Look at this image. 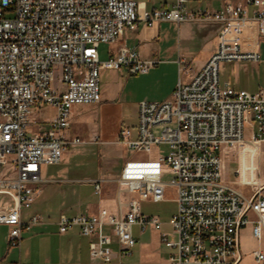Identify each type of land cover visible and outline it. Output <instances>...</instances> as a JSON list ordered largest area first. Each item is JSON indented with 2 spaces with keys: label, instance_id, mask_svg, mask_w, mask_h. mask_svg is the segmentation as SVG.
<instances>
[{
  "label": "built area",
  "instance_id": "built-area-1",
  "mask_svg": "<svg viewBox=\"0 0 264 264\" xmlns=\"http://www.w3.org/2000/svg\"><path fill=\"white\" fill-rule=\"evenodd\" d=\"M140 21L147 27L194 22L222 28L202 70L184 82L183 69L168 100L142 101L136 127L121 130L117 143L133 155L120 180L134 196L125 212L61 213L59 233L77 229L91 238V259L111 263L115 243L121 258L131 254L133 227L142 233L148 227L161 229L160 219L145 214L142 204L164 202L173 189L177 210L169 223L176 240L161 235L171 250L169 264H239L240 231L253 225V236L264 239V194L246 198L225 184L220 154L242 145L248 127L251 140L264 143V93L232 88L221 81L220 69L260 60L257 51L243 49L241 39L253 28L264 38V0L227 3L215 12H191L188 0H175L169 8L143 13L133 0H0V226L9 229V248H19L23 233L43 222L40 215L27 222L24 216L44 186L54 182L44 176V167L61 164L75 146L100 143L98 137L87 143L67 132L75 106L101 102L102 71L126 68L130 74H146L155 64L126 46L100 60L102 44L118 43ZM45 107L54 108L55 115L46 129H33L40 123L33 115ZM163 145L168 154L154 155V147ZM166 175L169 182L163 180ZM87 182L101 196L103 181ZM253 255L264 264V252Z\"/></svg>",
  "mask_w": 264,
  "mask_h": 264
},
{
  "label": "crops",
  "instance_id": "crops-1",
  "mask_svg": "<svg viewBox=\"0 0 264 264\" xmlns=\"http://www.w3.org/2000/svg\"><path fill=\"white\" fill-rule=\"evenodd\" d=\"M133 1L137 2L140 13L169 8L175 2V0ZM227 3L244 4L245 0H188V10L215 12L221 10ZM221 28L219 24L194 22L181 24L162 22L147 27L143 21H140L136 31L125 32L118 43L110 45L108 58L110 53H116L119 47L126 46L136 49L144 61L155 64L146 74H130L126 68L121 71H102L101 79L102 75L108 76L114 86L111 88L107 86L105 89L101 86V102L96 105H86L93 106L95 115H85L80 120L78 118L76 120L72 113L69 130L73 124L76 126V122L80 121L77 128L82 131V135L90 137V141L98 137L100 140L98 145L118 144L122 129L136 127L139 103L168 100L183 69H186L182 74L184 82H190L202 70L217 49ZM241 44L245 51H257L260 60L223 64L221 69L223 68L225 73L224 82L237 90L264 93V38L259 36L255 28L249 29L245 31ZM50 112L53 114H49ZM35 114L36 118L33 120L46 124L55 115V109L45 107ZM252 134L253 129L248 127L242 145L231 150L225 149L220 154L223 163V182L246 198L252 197L257 192L264 194V143L258 144L252 141ZM68 135L79 137L76 134ZM170 194L173 195L174 200L173 189L167 191V197H170ZM174 203L176 204L175 201ZM105 204L106 201H102L99 206L87 205L84 210H77L69 216L86 212L97 213L101 208H107ZM32 215L39 214L25 212L24 221H29ZM250 217L252 220L256 219L253 214ZM164 225L165 223H162L159 231L148 227L143 233L138 226H135L137 231L133 227L136 244L131 254L121 258L118 254V245L115 243L113 245L115 258L111 263L91 259L89 255L91 238L81 236L77 229L61 234L57 221L48 226L39 224L25 231L19 248H9V229L5 226L0 228L5 232L3 243L5 245L7 242L8 254L13 250V254L16 255L11 263L19 261L21 264H169L171 250L165 247L161 235L166 234L171 241L176 240V235L170 223ZM239 243L242 253L239 264L248 256L253 258V264H263L258 263L253 255L255 251L264 252V239L258 241L253 236V225L240 231ZM1 261L0 259V263Z\"/></svg>",
  "mask_w": 264,
  "mask_h": 264
},
{
  "label": "rangeland",
  "instance_id": "rangeland-1",
  "mask_svg": "<svg viewBox=\"0 0 264 264\" xmlns=\"http://www.w3.org/2000/svg\"><path fill=\"white\" fill-rule=\"evenodd\" d=\"M110 45L102 44L99 48L100 60L103 62L108 59V51ZM106 73V72H105ZM102 74V73H101ZM225 73L223 68L220 69L221 81H225ZM107 76L101 79L102 89L107 86H114L112 80ZM109 82V83H108ZM93 106H75L72 110L74 119H81L82 116L95 115L92 109ZM92 113H91V112ZM49 114H53L50 112ZM36 118V114L33 115ZM77 120V119H76ZM77 125L68 131V134H76L84 142H89L90 137L82 135V131L77 128ZM125 123H128L125 121ZM39 126L41 130L46 129L45 123H35L33 129ZM160 128H155L154 133L160 134ZM162 152L168 154L169 148L166 145L154 147L153 154ZM137 156L145 157V154L138 153ZM131 152L124 148L121 144H81L73 147L63 157L62 163L59 165H50L44 167V176L53 179L44 186L42 193L38 197L31 209L25 212L30 214H39L44 223L40 224L48 226L52 222L57 221L61 213L67 215L74 214L77 210H84L87 205L99 206L102 201H106L105 206L113 211L124 213L128 203L132 199L129 195L127 186L121 182L122 168L126 158L132 157ZM103 181L101 196L94 192V184L87 180ZM163 180L169 182L170 175L164 176ZM143 211L146 214L157 216L161 219L164 226L168 225L171 217L177 210V205L174 203L173 195L170 194L168 200L161 203H143ZM137 231V228H134ZM165 230V227H164ZM34 231V230H33ZM4 230L0 228V264H9L13 262L16 255L13 250L8 254L7 242L4 245L3 237ZM16 253V252H15ZM253 258L247 257L241 264H253Z\"/></svg>",
  "mask_w": 264,
  "mask_h": 264
}]
</instances>
